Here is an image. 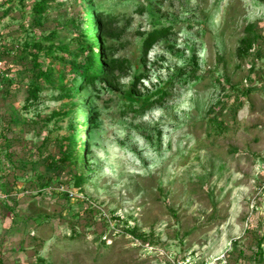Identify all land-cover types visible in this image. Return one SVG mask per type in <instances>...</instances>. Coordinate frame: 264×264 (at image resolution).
Masks as SVG:
<instances>
[{"label": "rangeland", "instance_id": "rangeland-1", "mask_svg": "<svg viewBox=\"0 0 264 264\" xmlns=\"http://www.w3.org/2000/svg\"><path fill=\"white\" fill-rule=\"evenodd\" d=\"M37 1L0 0V47ZM92 10L126 66L28 111L18 94L23 118L69 109L60 132L89 148L79 187L11 185L0 163V264H264V0H50L41 33L76 48Z\"/></svg>", "mask_w": 264, "mask_h": 264}, {"label": "trees", "instance_id": "trees-1", "mask_svg": "<svg viewBox=\"0 0 264 264\" xmlns=\"http://www.w3.org/2000/svg\"><path fill=\"white\" fill-rule=\"evenodd\" d=\"M49 3L50 0H39L32 5L27 25H22L25 35L20 43L11 42L0 47V100L6 107L0 112V163L9 168L6 176L13 178L11 185H15L18 178L31 174L35 178L31 185L39 190L67 185L68 173L72 174L74 185L79 187L84 178L74 170L85 161L89 147L87 142H76L71 132H60L58 121L68 115L69 109L59 107L47 114L23 118L15 108L18 94L25 92L22 110L28 111L39 101L40 93L57 90L62 99H70L75 88L84 83L94 85L97 80H108L116 70L126 66L125 59L107 58L109 49L104 42L111 22L105 20L103 14L95 15L93 10L90 12L95 15L94 20H86L87 31L79 32L76 48L57 43L55 30L42 34ZM71 21L76 22L75 19ZM97 25H101L104 38L96 41V36L90 39L89 33ZM162 33L163 30H157L145 39V51ZM30 34L40 37H30ZM243 43L251 45L252 38H245ZM28 134L31 138L26 137ZM5 181L4 189H8V180ZM3 192L7 196L8 190ZM130 233L143 239L135 230ZM257 244L260 249L261 239ZM255 255H261V251Z\"/></svg>", "mask_w": 264, "mask_h": 264}]
</instances>
